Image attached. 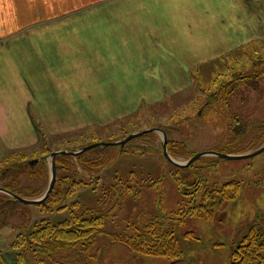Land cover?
Masks as SVG:
<instances>
[{"label":"rangeland","instance_id":"rangeland-1","mask_svg":"<svg viewBox=\"0 0 264 264\" xmlns=\"http://www.w3.org/2000/svg\"><path fill=\"white\" fill-rule=\"evenodd\" d=\"M255 44L247 48L248 55L241 57L239 63L233 61L231 66L225 64L222 68L215 64L211 71L203 76L199 74L200 82H194L191 89L180 90L181 95H175L169 101L139 107L140 92H150V100H154L158 98V89L133 90L128 99L130 103L117 105L116 111H112V115L119 118L117 122L47 136L43 138L41 148L31 154L38 155L43 144L52 152L75 150L93 142H115L150 128H161L167 133L168 140L173 142L171 155L179 162H186L202 152L237 155L254 151L264 144V75L245 83L238 80L236 90L227 101L220 97L214 101L208 97L230 79L264 70V42ZM219 73L225 75L219 76L220 83L213 86ZM108 109L109 106H102V113ZM91 110L86 106L84 114L89 118L94 114ZM161 140L162 134L151 133L130 141L123 149L101 147L85 157L87 166L75 165L79 170L75 171L76 175L59 164L58 181L74 175L89 186L97 185L93 191L87 185L80 187L74 198L89 209H101L106 215L104 232L99 234L91 251L97 257L89 264H230L231 252L252 225L259 229L264 239V151L237 160L206 156L187 167H176L165 158ZM0 153V159L7 154ZM72 162L76 164V161ZM37 177L33 181L26 177L14 188L26 196L42 191L37 195L40 197L48 188L50 167L43 179ZM10 181H2L0 186ZM199 181H202V187L197 193V202L192 203L191 196L184 194ZM230 181L240 182V193L222 203L218 198L214 203L209 202V210H215L212 219L186 215L189 208L200 203L199 196L206 187H221ZM213 204H216L215 209H211ZM18 208L10 224L0 233V249L8 256V264H15V253L10 245L16 236V228L42 216L35 205L21 204ZM149 224L174 231L180 238L183 259L173 261L136 255L124 245L111 242V234H131L133 228H152L147 226ZM261 262L264 264V258ZM25 264L37 262L35 258L27 257Z\"/></svg>","mask_w":264,"mask_h":264},{"label":"crops","instance_id":"crops-1","mask_svg":"<svg viewBox=\"0 0 264 264\" xmlns=\"http://www.w3.org/2000/svg\"><path fill=\"white\" fill-rule=\"evenodd\" d=\"M257 42L264 0H0L3 158L117 122L133 90L158 89L139 107L169 101Z\"/></svg>","mask_w":264,"mask_h":264},{"label":"trees","instance_id":"trees-1","mask_svg":"<svg viewBox=\"0 0 264 264\" xmlns=\"http://www.w3.org/2000/svg\"><path fill=\"white\" fill-rule=\"evenodd\" d=\"M222 75L225 74L219 73L216 76L212 82L213 86H217L220 83L219 76ZM259 75H264V70L230 79L220 89L213 92L208 99L211 98L215 101L220 97V99L223 98L227 101L236 90V82L238 80L245 83L248 80L251 81L252 78H257ZM217 94L221 95L218 96ZM210 102L211 100H209L208 104ZM172 144L173 142L168 140L170 154H172ZM87 145L89 144L84 146ZM43 146L38 155L18 152L7 155L0 160V182H6L7 179H11L10 183L0 187H4L22 197L38 198V193H42V191L26 196L20 191H16L14 186L26 177V180L31 178L32 181L37 176V178L43 179L45 172L49 168L47 158L52 153V151L46 149V145L43 144ZM100 148H94L77 156L62 155L57 157V172L60 169L59 164H62L63 169H67L68 172H73L76 175L75 171L78 172L79 170L78 168L75 169V165H85V157ZM72 160L76 161V164ZM71 166L73 167L72 171ZM177 180L182 183L180 179ZM85 185L87 184L77 180L74 175L64 177L60 181L56 180L54 190L48 199L41 204L35 205L42 216L30 224L26 223L24 226L16 228V236L10 245L11 251L15 253L13 257L15 264H25L27 257L35 258L37 264H89L97 257L91 251L97 243L99 234L104 232L103 225L106 215L101 209H89L81 201L74 198L78 192L77 190ZM87 186V188H92L93 191L96 190L97 185L89 186L88 184ZM201 187L202 181H199L191 185V189L188 188L184 195L191 196L190 202H197V193ZM115 189L117 190V188ZM240 190L241 185L238 181L226 182L221 187L216 185L211 188L206 187L199 196L200 203L198 205L194 204L195 208L191 207L185 213L189 216H204L212 219L215 210H209V202L212 201L214 203L218 198L219 203H222L227 199L235 198L240 193ZM119 196H122V194ZM216 204H213L211 209H215ZM19 205L21 203L18 201L0 193V233L5 226L10 224L14 214L19 210ZM63 213L66 215L60 217ZM147 226L152 228H133L134 232L131 234H111V242L124 245L136 255L160 257L173 261L183 259L184 251L180 238L175 235L172 229L159 228L155 224ZM263 258V235L256 226L252 225L247 235L242 238L237 247L231 252L230 264H260ZM0 264H8V256L1 249Z\"/></svg>","mask_w":264,"mask_h":264},{"label":"water","instance_id":"water-1","mask_svg":"<svg viewBox=\"0 0 264 264\" xmlns=\"http://www.w3.org/2000/svg\"><path fill=\"white\" fill-rule=\"evenodd\" d=\"M151 133L162 134L161 145H162V150H163L164 156L171 164H173L176 167H187V166L191 165L193 162H195L196 160H198L202 157H206V156H214V157L222 158L225 160H237V159L251 158V157H254V156H256V155H258L264 151V144H263L258 149L251 151V152L243 153V154L229 155V154H223V153L216 152V151H210V152H202V153L196 154V155L192 156L186 162H179L170 154V152L168 150L167 133L161 128H150V129L141 131L139 133L129 134L126 137H124L118 141H115V142H96V143L78 148L76 150H61V151L52 152L47 158V160L49 162V167H50L49 185H48V188L46 189V191L43 193V195H41L38 198L22 197V196L14 193L10 190H7L4 187H0V193H3V194L10 196L11 198L18 201L21 204H25V205L41 204L48 199V197L51 195V193L54 190L56 180H57V164H56V158L57 157L62 156V155L63 156H65V155L66 156H77L81 153L87 152V151L92 150V149L97 148V147L119 146L121 149H123L130 141L135 140L137 138L144 137V136L151 134Z\"/></svg>","mask_w":264,"mask_h":264}]
</instances>
